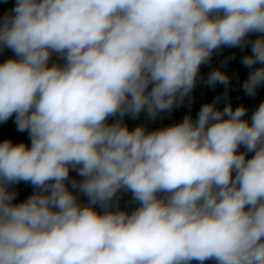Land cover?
Instances as JSON below:
<instances>
[{"label": "clouds", "instance_id": "obj_1", "mask_svg": "<svg viewBox=\"0 0 264 264\" xmlns=\"http://www.w3.org/2000/svg\"><path fill=\"white\" fill-rule=\"evenodd\" d=\"M223 48H250L255 96L264 0H14L0 123L14 116L30 146L0 142V264H264V102L250 120L217 96L195 119L124 122L182 105ZM21 182L34 192L16 202Z\"/></svg>", "mask_w": 264, "mask_h": 264}, {"label": "trees", "instance_id": "obj_2", "mask_svg": "<svg viewBox=\"0 0 264 264\" xmlns=\"http://www.w3.org/2000/svg\"><path fill=\"white\" fill-rule=\"evenodd\" d=\"M7 4L8 0L7 3H5L4 0H0L2 9H4ZM245 54H250V48H246L244 51H241L239 48H223L221 51L213 54L210 64L201 66L200 74L204 79L199 80L197 87V96L200 100L201 106L205 103L212 102L217 96H220L221 99L217 104L218 108L223 109L227 102H231L233 108L243 105L248 109V113L245 118L250 120L252 111L255 110L261 102H264V84L257 89L255 96L245 95L242 84L247 79L250 71V69L245 68L241 64V58ZM232 56L235 58L228 60L226 64L221 63L225 60V58ZM215 68H220L230 77V84L227 90L222 84H217L215 88H212L204 82L207 74ZM226 91L227 97L224 96ZM124 122L130 129L138 125H144L148 130L160 128L159 125L144 121L141 117L138 119L125 117ZM25 134L26 132H20L17 130L14 116L6 123L0 124V142L5 139H10L13 143H21ZM13 189L18 193L16 202H21L27 199V197L34 192V188L30 184L24 182L14 185ZM80 199L84 202L81 197ZM120 206L121 208L127 207L130 211L138 205L130 203V194L125 193L120 200Z\"/></svg>", "mask_w": 264, "mask_h": 264}, {"label": "crops", "instance_id": "obj_3", "mask_svg": "<svg viewBox=\"0 0 264 264\" xmlns=\"http://www.w3.org/2000/svg\"><path fill=\"white\" fill-rule=\"evenodd\" d=\"M9 1L10 0H8V3ZM1 10H2V7L0 5V11ZM11 55H12L11 52L5 51L3 55L0 56V60L6 59ZM198 83H199V80L197 82L196 87L193 89L192 93L190 94V97L186 98L182 105L175 107L171 113H167V112L161 113L155 120H151L150 118H148L145 113H142L140 117L144 121L159 125L160 127H165L173 123H178L182 121L185 115H188V114H190L193 117V119H195L201 107L200 100L197 96Z\"/></svg>", "mask_w": 264, "mask_h": 264}, {"label": "rangeland", "instance_id": "obj_4", "mask_svg": "<svg viewBox=\"0 0 264 264\" xmlns=\"http://www.w3.org/2000/svg\"><path fill=\"white\" fill-rule=\"evenodd\" d=\"M27 135H28V133L26 132L25 136H23V138H22V142L26 143L30 146V139H29V136H27ZM71 175L75 176V173H72ZM81 198L84 200V202H86V197L81 196Z\"/></svg>", "mask_w": 264, "mask_h": 264}, {"label": "built area", "instance_id": "obj_5", "mask_svg": "<svg viewBox=\"0 0 264 264\" xmlns=\"http://www.w3.org/2000/svg\"><path fill=\"white\" fill-rule=\"evenodd\" d=\"M14 6V0H10L7 6L0 11L1 15L8 12L9 9H11Z\"/></svg>", "mask_w": 264, "mask_h": 264}]
</instances>
